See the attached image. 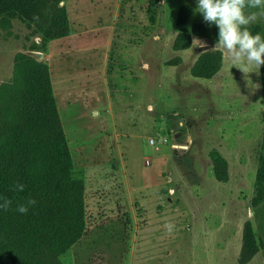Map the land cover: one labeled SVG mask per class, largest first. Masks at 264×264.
Here are the masks:
<instances>
[{
	"label": "rangeland",
	"instance_id": "rangeland-1",
	"mask_svg": "<svg viewBox=\"0 0 264 264\" xmlns=\"http://www.w3.org/2000/svg\"><path fill=\"white\" fill-rule=\"evenodd\" d=\"M60 4L70 32L51 40L41 20L0 13V84L14 79L20 56L53 67L59 60L49 48L63 51V68L51 77L85 180L86 219L84 234L61 254L64 264H241L247 219L260 250L246 264H264V66L246 74L233 66L197 0ZM182 10L187 29L209 26L177 51ZM207 50L221 51L223 66L212 78L196 77L192 67ZM215 152L228 160L225 181L215 175Z\"/></svg>",
	"mask_w": 264,
	"mask_h": 264
},
{
	"label": "trees",
	"instance_id": "trees-1",
	"mask_svg": "<svg viewBox=\"0 0 264 264\" xmlns=\"http://www.w3.org/2000/svg\"><path fill=\"white\" fill-rule=\"evenodd\" d=\"M62 0H0L1 12H19L24 18L43 22L47 39L70 32L67 9ZM40 4V5H39ZM182 10L178 23L182 31L175 37L174 50L191 46L192 33H200L208 24L196 23L191 30ZM198 26H202V29ZM253 34H262L264 25L249 26ZM181 57H176L174 64ZM219 50L202 53L192 67L199 78H212L223 66ZM218 180L229 176L228 160L220 152L213 154ZM258 177L264 187V165ZM16 184L24 191L14 190ZM85 180L76 172L69 152L50 66L35 56H20L14 79L0 84V203L12 201L8 210L0 209V264H64L61 254L84 234ZM34 199L26 214L17 206ZM260 250L253 223L243 226L239 263L251 261Z\"/></svg>",
	"mask_w": 264,
	"mask_h": 264
},
{
	"label": "clouds",
	"instance_id": "clouds-1",
	"mask_svg": "<svg viewBox=\"0 0 264 264\" xmlns=\"http://www.w3.org/2000/svg\"><path fill=\"white\" fill-rule=\"evenodd\" d=\"M259 9V11H248ZM203 19L209 25L218 28V43L216 46L224 49L230 56L231 63L245 74L247 66L260 69L264 66V37L253 34L249 26L256 23L260 17H264V0H197V9ZM93 118L99 114L93 111ZM14 190L24 191V185L16 184ZM12 201L4 199L0 203V209L8 210ZM36 201L30 199L26 204L17 206L21 214L28 212L29 206ZM169 232L174 225L166 224Z\"/></svg>",
	"mask_w": 264,
	"mask_h": 264
},
{
	"label": "crops",
	"instance_id": "crops-1",
	"mask_svg": "<svg viewBox=\"0 0 264 264\" xmlns=\"http://www.w3.org/2000/svg\"><path fill=\"white\" fill-rule=\"evenodd\" d=\"M85 30H88V31H85V32H90L91 29H85ZM71 34H74V33H71ZM49 49H50V50H48L49 51L48 52L49 53V58L51 60H53V62L55 61V59H56V61L59 60L57 63L54 64L53 67L51 66V64H49L50 65L51 75H52V70H57L58 71L59 69H62L63 68V63H62L63 61H61V59H59V58L65 57V56H63V51H61L60 49H57L56 47L55 48L52 47V48H49ZM90 51L92 53L99 54L98 51H97V49H92ZM110 53H111L110 51H109V53L104 52V57H105V55H108L109 56ZM55 56H57V57L55 59H53ZM43 57H44V55H43Z\"/></svg>",
	"mask_w": 264,
	"mask_h": 264
},
{
	"label": "built area",
	"instance_id": "built-area-1",
	"mask_svg": "<svg viewBox=\"0 0 264 264\" xmlns=\"http://www.w3.org/2000/svg\"><path fill=\"white\" fill-rule=\"evenodd\" d=\"M151 141H152L153 143H155V139H154V138H151ZM156 148L158 149V148H159V145H156Z\"/></svg>",
	"mask_w": 264,
	"mask_h": 264
}]
</instances>
